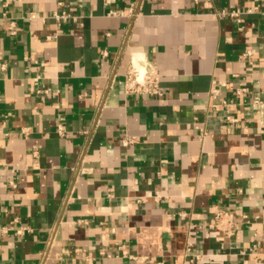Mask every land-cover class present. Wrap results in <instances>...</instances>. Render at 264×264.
<instances>
[{"label":"crops","instance_id":"1","mask_svg":"<svg viewBox=\"0 0 264 264\" xmlns=\"http://www.w3.org/2000/svg\"><path fill=\"white\" fill-rule=\"evenodd\" d=\"M5 2L0 264H261L264 0H0V15ZM132 3L128 29L109 11ZM127 43L158 65L161 95L125 92ZM216 207L235 211L234 236L207 226ZM14 221L29 230L4 233Z\"/></svg>","mask_w":264,"mask_h":264},{"label":"built area","instance_id":"2","mask_svg":"<svg viewBox=\"0 0 264 264\" xmlns=\"http://www.w3.org/2000/svg\"><path fill=\"white\" fill-rule=\"evenodd\" d=\"M63 6L62 2L58 3V7L61 9ZM256 11V7L254 9H241V8H234L230 10L221 9L218 14L220 16H229L233 19H236L237 21H242V16L244 14H250ZM109 15L112 16H125L127 18V24L128 29L132 28V25L135 21V19L140 15L139 10L136 8V5L132 3V5L129 7L128 10L124 11L121 9H112L109 11ZM71 13H69L66 9L61 10H55L51 18H54L57 21H66L68 18H70ZM3 25H6L8 28V31L11 34L17 33V19L9 16L8 14V3H3V12L0 15V28H2ZM128 45V43H127ZM131 48V63L124 74V81H125V92L128 94H135V93H144L149 95H161L162 90L160 87V72L158 65L151 61L146 53L142 50H133L131 46L128 45L127 49ZM252 54L251 50H245L241 53L240 58L245 59L250 57ZM107 55V51L103 52V56ZM241 91H247V87L239 88V92ZM219 94V90L217 88H213L210 92V97L212 99H216ZM255 102L262 104L263 100L260 97H255ZM215 105V104H213ZM238 120V118L234 117L233 115H226V121L229 123H235ZM85 133L88 132V130L84 131ZM58 133L60 136H64L66 133V127L64 124H59L58 126ZM205 133V132H203ZM138 140V137L135 135H126L123 137L122 142L124 145H129L131 143H134ZM85 155L82 156L80 160V165H77L76 171L77 173H85L91 171V168L86 167L84 165ZM12 185H15V183L12 181ZM185 212H181V215H184ZM243 218H246L247 215H243ZM237 216L235 214V211L231 208H222V207H216L212 211V218L207 223V226L220 233L225 238H230L234 236L235 231L237 229ZM10 229H13L14 232L18 234H23L25 231L29 230L28 226H15V221L12 222L11 226L3 227V232L7 233ZM52 244H50V247ZM49 247V248H50ZM191 244L188 245V250H190ZM124 254H128L126 250H123ZM198 257V256H197ZM191 261H199L201 259H190ZM261 264H264V254L261 258Z\"/></svg>","mask_w":264,"mask_h":264}]
</instances>
